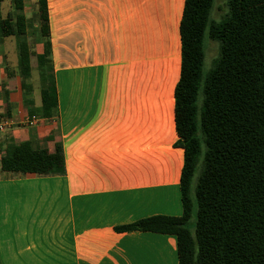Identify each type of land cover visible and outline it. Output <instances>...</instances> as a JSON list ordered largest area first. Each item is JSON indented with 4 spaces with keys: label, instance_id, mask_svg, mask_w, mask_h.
Listing matches in <instances>:
<instances>
[{
    "label": "crops",
    "instance_id": "obj_1",
    "mask_svg": "<svg viewBox=\"0 0 264 264\" xmlns=\"http://www.w3.org/2000/svg\"><path fill=\"white\" fill-rule=\"evenodd\" d=\"M47 3L43 66L38 0H24V39L0 38V160L21 142L50 152L62 143L66 173L0 165V264H179L174 234L119 227L183 212L175 88L185 0ZM13 10L2 1L3 17ZM42 89L58 99L51 117Z\"/></svg>",
    "mask_w": 264,
    "mask_h": 264
},
{
    "label": "trees",
    "instance_id": "obj_2",
    "mask_svg": "<svg viewBox=\"0 0 264 264\" xmlns=\"http://www.w3.org/2000/svg\"><path fill=\"white\" fill-rule=\"evenodd\" d=\"M2 1L0 38L24 39V0H13L5 17ZM216 1L185 0L180 24L175 127L176 146L184 149L182 215L151 216L119 230L174 234L179 264H264V0H227L228 10ZM38 6L43 66L50 55L47 0ZM208 39L220 48L206 71ZM31 54L25 49L21 55L23 75L29 74ZM41 95V115H55L57 96L47 89ZM0 165L15 174L66 173L62 143L50 152L21 142L2 154Z\"/></svg>",
    "mask_w": 264,
    "mask_h": 264
},
{
    "label": "rangeland",
    "instance_id": "obj_3",
    "mask_svg": "<svg viewBox=\"0 0 264 264\" xmlns=\"http://www.w3.org/2000/svg\"><path fill=\"white\" fill-rule=\"evenodd\" d=\"M218 5V8H223L225 7L226 10H228V6H227V0H217L216 4ZM218 12H222L218 10ZM220 44L218 41H214V40H207V50H206V58H205V70L208 71L209 69H211L213 67L214 64V60L219 56V47ZM196 213H197V207L195 205L194 207V212H193V223L195 221L196 218Z\"/></svg>",
    "mask_w": 264,
    "mask_h": 264
},
{
    "label": "built area",
    "instance_id": "obj_4",
    "mask_svg": "<svg viewBox=\"0 0 264 264\" xmlns=\"http://www.w3.org/2000/svg\"><path fill=\"white\" fill-rule=\"evenodd\" d=\"M33 118L35 119V117H33ZM0 128H1V129L4 128V124H3V123L0 124Z\"/></svg>",
    "mask_w": 264,
    "mask_h": 264
}]
</instances>
